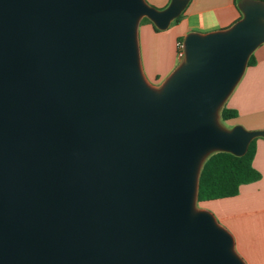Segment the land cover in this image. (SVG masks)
Segmentation results:
<instances>
[{"label":"water","instance_id":"95a60500","mask_svg":"<svg viewBox=\"0 0 264 264\" xmlns=\"http://www.w3.org/2000/svg\"><path fill=\"white\" fill-rule=\"evenodd\" d=\"M188 2L0 0V264H246L197 202L211 154L264 136L219 121L264 43V1L187 34L156 88L140 22L165 30Z\"/></svg>","mask_w":264,"mask_h":264},{"label":"crops","instance_id":"0c3cea01","mask_svg":"<svg viewBox=\"0 0 264 264\" xmlns=\"http://www.w3.org/2000/svg\"><path fill=\"white\" fill-rule=\"evenodd\" d=\"M150 5L166 8L171 0H146ZM243 0H189L179 19L165 30L153 24L139 25V45L143 72L148 82L160 87L179 66L176 42L190 32L207 33L229 28L242 12ZM256 64L247 66L241 80L224 105L238 111L226 121L248 130H264V43L254 51ZM253 166L261 173L257 181L242 184L233 197L215 199L217 205L207 207L217 221L231 232L235 250L246 264H264V136L257 137ZM201 203V202H199ZM204 209V208H202Z\"/></svg>","mask_w":264,"mask_h":264},{"label":"trees","instance_id":"16d2710c","mask_svg":"<svg viewBox=\"0 0 264 264\" xmlns=\"http://www.w3.org/2000/svg\"><path fill=\"white\" fill-rule=\"evenodd\" d=\"M142 21L153 24L154 28L159 30L147 17H144ZM256 62L253 53L247 66H253ZM237 116V110L223 105L220 111V117L223 121ZM256 140L257 138L250 142L247 152L242 156L218 151L206 159L199 177L198 202L236 196L242 184L251 183L261 178V173L253 166Z\"/></svg>","mask_w":264,"mask_h":264},{"label":"rangeland","instance_id":"374dc122","mask_svg":"<svg viewBox=\"0 0 264 264\" xmlns=\"http://www.w3.org/2000/svg\"><path fill=\"white\" fill-rule=\"evenodd\" d=\"M219 121L225 128H228V129L232 128L230 121H223L221 119V117L219 118ZM217 204L218 203H216V201H214V200L202 201L201 203L197 202V208L198 209H202V208L207 209V207H213L214 205H217ZM208 211H210V210H208Z\"/></svg>","mask_w":264,"mask_h":264},{"label":"built area","instance_id":"2783aa9c","mask_svg":"<svg viewBox=\"0 0 264 264\" xmlns=\"http://www.w3.org/2000/svg\"><path fill=\"white\" fill-rule=\"evenodd\" d=\"M177 56L182 61L185 56V44L184 39L180 38L176 42Z\"/></svg>","mask_w":264,"mask_h":264}]
</instances>
